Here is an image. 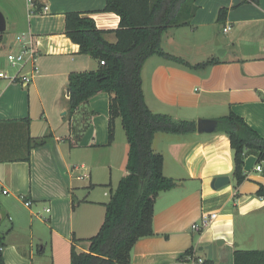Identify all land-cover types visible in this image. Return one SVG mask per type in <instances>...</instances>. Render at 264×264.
I'll return each instance as SVG.
<instances>
[{"label": "crops", "instance_id": "obj_1", "mask_svg": "<svg viewBox=\"0 0 264 264\" xmlns=\"http://www.w3.org/2000/svg\"><path fill=\"white\" fill-rule=\"evenodd\" d=\"M37 4L40 12L29 9L26 0H0L6 30L9 25L16 28L15 38L29 35L38 52L37 74L29 85L0 79V123L28 119L30 137L49 136L45 145L31 150L28 162L0 163V215L10 222L0 226L5 264H69L73 239H84L104 219L103 211L97 217L90 213L92 206L105 212L104 204L113 191L112 170L122 171L121 178L126 174V141L120 146L115 132L108 144L110 96L99 93L69 116V74L94 71L98 63L80 55L78 46L64 35L68 12L85 13L102 31L115 30L119 18L101 12L104 0H38ZM195 6L189 26L170 28L161 36L162 51L182 64L152 56L142 66L147 107L195 123L216 121L232 112L264 138V0H196ZM220 9H227L223 25L217 21ZM225 27H229L226 32ZM15 38L3 43L7 56L18 49ZM105 39L116 41L114 34ZM209 59H217L218 64L196 66ZM117 120L121 126L116 119L115 131ZM8 126L6 131L16 135L0 144V156L10 152L9 144L19 148V156L24 155L25 128ZM151 147L163 157V175L177 186L157 196L153 236L136 242L131 264L207 260L208 246L215 247L214 264H233L237 250H264V196L257 194L260 187L264 189V164H257L255 155L245 156V180L236 186L232 151L222 133H157ZM219 179L227 182L218 183ZM100 186L110 187L103 193L106 202L90 198ZM39 210L46 218L37 216ZM209 213L217 218L194 232L192 225ZM33 218L42 222L50 238L34 233ZM75 247L80 252L78 243ZM48 250L50 257L45 254ZM189 250L192 256L183 259Z\"/></svg>", "mask_w": 264, "mask_h": 264}, {"label": "trees", "instance_id": "obj_2", "mask_svg": "<svg viewBox=\"0 0 264 264\" xmlns=\"http://www.w3.org/2000/svg\"><path fill=\"white\" fill-rule=\"evenodd\" d=\"M35 0L34 10L41 6ZM101 12L111 13L119 18L118 26L112 31L97 29L94 21L85 13H65L64 35L78 46L80 55L97 61L94 71L70 73L68 76L69 116L79 106L86 104L99 93L110 96L107 125L108 144L114 140L115 120L125 133L128 152L126 174L110 192L104 204V219L98 232L86 239V252L77 251L72 241L69 264H131L130 254L136 242L153 236L152 220L157 196L177 186V182L163 175V157L153 152L152 141L157 133L188 135L196 132V123L189 120H175L167 114L154 113L147 107L141 83V69L145 61L158 56L182 64V61L168 55L160 47L161 35L169 28L189 26L195 11L196 0H104ZM245 2V1H243ZM227 9H220L217 21L225 22ZM114 34L115 43H109L105 36ZM0 34V40H1ZM103 62L101 65L100 63ZM218 64L217 59H209L199 67ZM217 133L229 140L232 151L235 185L245 180L243 165L245 156L255 155L257 164H264V138L259 136L244 120L229 112L216 120ZM20 124L25 154L19 156V148L9 144V153L0 156L3 162H28L32 149L46 144L49 136L34 139L29 136L28 119L0 123V144L6 138L16 135L6 131ZM259 196H264L260 187ZM2 216L0 215V226ZM4 235L0 233V264H5L2 256ZM192 256V250L183 259ZM181 258V259H182ZM202 264H214L203 260ZM233 264H264L263 251H235Z\"/></svg>", "mask_w": 264, "mask_h": 264}, {"label": "built area", "instance_id": "obj_3", "mask_svg": "<svg viewBox=\"0 0 264 264\" xmlns=\"http://www.w3.org/2000/svg\"><path fill=\"white\" fill-rule=\"evenodd\" d=\"M27 7L29 9L34 8L35 0H26ZM46 9H44L45 11ZM229 27H225L224 32L228 31ZM16 45L18 47L16 52L10 53L6 62L11 72H0V79L7 80L11 83L20 82L21 85H29L37 74V59L38 52L36 51L33 41L29 35H18L15 38ZM101 65L103 62L100 63ZM260 171V168H256ZM49 212V210H46ZM217 218L216 213L204 214L200 218V222L192 225L194 232H200L207 228ZM188 264H202L203 259H188Z\"/></svg>", "mask_w": 264, "mask_h": 264}, {"label": "rangeland", "instance_id": "obj_4", "mask_svg": "<svg viewBox=\"0 0 264 264\" xmlns=\"http://www.w3.org/2000/svg\"><path fill=\"white\" fill-rule=\"evenodd\" d=\"M7 27L8 28H7L6 32H5V34L3 35L4 41H6L5 39H7L8 41L13 40L15 38L16 34L18 33V31H16V28H12V27H10V25L7 26ZM4 41H3V43H4ZM3 43L0 45V68H3L7 72H11V70L9 69V67L7 65V62H6L7 46L6 45L4 46ZM115 132H116V135H117V139H119V144L121 146L123 143H125L126 137H125V133H124L122 127L119 126V121L118 120H117V126H116V131ZM115 132H114V137H115ZM126 143H127V141H126ZM121 173H122V171H118L117 168H114V170H112V176H111V179H110L112 181V186H111L112 190H114L116 188L117 183H118V181L121 178L120 176H122ZM104 178H105V176H104ZM106 178H110V176H109V174L107 172H106ZM108 182H109V179H108L107 183ZM109 188H110L109 186H100V187L95 188V190L91 194L90 198L102 199L104 202H106L107 199L103 198V193L104 192L108 193L109 192ZM91 209H92V213H90V214L93 217H97V216L101 215L102 211H103V214H104V210H102L100 206H92ZM36 212L38 213L37 216L41 215L43 218H46V215L43 214L42 210H39V211H36ZM26 215H27L26 212H24V217H26ZM78 220H79V217L77 216V219H76L75 223H78ZM3 222H4V224H9L10 225V222H9L7 217H4V216L2 217V224H3ZM26 222H28L27 219H26ZM41 223H39L36 220V218H33L32 227L31 228L33 229L35 234L45 235L47 238H50L49 231L46 230V227L43 224H41ZM99 228L100 227L94 229L92 233H87V235H86L87 237H85L84 239H77L78 240V247H79L80 251H83V252L87 251L88 243H87L86 239L94 236L98 232ZM0 231H1V228H0ZM37 243H38L37 241L34 242V253H35V255H36V252L38 251V249L36 248V244ZM69 253H70V250H69ZM45 254L48 255V257H50V251L49 250L46 251Z\"/></svg>", "mask_w": 264, "mask_h": 264}, {"label": "water", "instance_id": "obj_5", "mask_svg": "<svg viewBox=\"0 0 264 264\" xmlns=\"http://www.w3.org/2000/svg\"><path fill=\"white\" fill-rule=\"evenodd\" d=\"M6 30V22L5 19L0 12V34L4 33ZM221 54V51H218V55ZM67 96H69V90H67ZM218 123L215 120H208V119H198L196 121V132L198 134H211L215 133L217 131ZM221 181H218V183H226L227 179H219ZM221 243H217L219 245ZM208 254L207 260L211 261L213 260V254H214V246H208L205 248Z\"/></svg>", "mask_w": 264, "mask_h": 264}]
</instances>
